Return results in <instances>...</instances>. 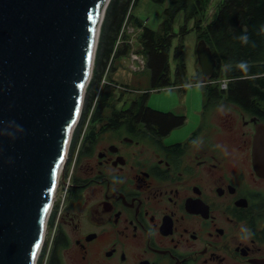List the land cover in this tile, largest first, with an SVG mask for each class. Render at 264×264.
Wrapping results in <instances>:
<instances>
[{
	"label": "flooded vegetation",
	"instance_id": "af4514ba",
	"mask_svg": "<svg viewBox=\"0 0 264 264\" xmlns=\"http://www.w3.org/2000/svg\"><path fill=\"white\" fill-rule=\"evenodd\" d=\"M115 95L80 148L47 264H264V176L253 164L264 121L232 104L217 115L222 92L212 117L204 105L174 138L179 126L152 114L149 96Z\"/></svg>",
	"mask_w": 264,
	"mask_h": 264
},
{
	"label": "water",
	"instance_id": "95a60500",
	"mask_svg": "<svg viewBox=\"0 0 264 264\" xmlns=\"http://www.w3.org/2000/svg\"><path fill=\"white\" fill-rule=\"evenodd\" d=\"M109 2L0 0V264H37ZM196 50L212 77L211 47ZM253 164L264 176L262 122Z\"/></svg>",
	"mask_w": 264,
	"mask_h": 264
},
{
	"label": "trees",
	"instance_id": "16d2710c",
	"mask_svg": "<svg viewBox=\"0 0 264 264\" xmlns=\"http://www.w3.org/2000/svg\"><path fill=\"white\" fill-rule=\"evenodd\" d=\"M155 3H166L164 20L160 24V30L143 25L139 19L131 13V20L135 19L137 28L141 31L136 38L126 34L123 48L119 47L112 59L114 47L118 35L123 27L125 17L130 7L132 9L138 0H110L101 25V31L96 51L91 80L86 89L83 111L80 122L74 130L69 150L68 169L76 165L80 158V149L76 154V146L82 128L94 108L89 125L90 129L98 111L107 106L115 105V90L112 85H103L101 82L106 69L111 63L110 72L113 69L115 58L121 54H130L132 51H143L148 56V65L152 70L151 86L153 89H162L171 86L169 53L174 37V23L179 12L184 11L186 21L194 20L198 32V39L204 38L211 47L217 65L211 80L226 79L227 87L217 84L209 86L212 96L205 106L216 105L226 93V101L237 106L241 110L257 115L264 121V33L260 32L264 26V0H223L216 11H213L209 19L207 13L212 0H152ZM133 2V4H132ZM139 29V30H140ZM188 32L187 25L182 29V38ZM247 35L248 43H244L240 37ZM137 44V47H135ZM183 54V41L176 48V56ZM109 72V73H110ZM109 73L107 77L109 76ZM185 65L182 62L176 71V80L184 75ZM199 74H202L200 71ZM112 81V80H111ZM99 95L97 96L98 91ZM149 92L141 95V104H145ZM96 101V102H95ZM95 103V104H94ZM114 103V104H113ZM154 115L171 116L174 125H181L185 121L184 116H172L171 112H161L148 108ZM86 134L83 138L86 137ZM82 142V144H83ZM72 164V165H71ZM74 173L71 175V179ZM57 210H53L49 218V226L54 224ZM44 252H42V255ZM42 255L38 261L40 264Z\"/></svg>",
	"mask_w": 264,
	"mask_h": 264
},
{
	"label": "rangeland",
	"instance_id": "374dc122",
	"mask_svg": "<svg viewBox=\"0 0 264 264\" xmlns=\"http://www.w3.org/2000/svg\"><path fill=\"white\" fill-rule=\"evenodd\" d=\"M222 1L223 0L211 1L207 13V17L209 19L212 17L213 11L218 9ZM165 7L166 3H155L152 0H138L131 13L133 12V16L135 18L137 17L142 21L144 20L143 25H148L150 28L159 31L160 24L164 20ZM134 21L135 22L133 23L130 14L129 23L131 25V29L133 30L129 31L128 35H130L129 37L132 38H136L138 33L141 31L140 28H137L138 23L136 22V19ZM185 25H187L188 32L182 38V29ZM174 33L175 35L172 38V45L169 53L170 78L171 82L173 83L171 86L164 87L160 90L152 88V70L148 65V56L143 51H138V54L143 56L145 60L146 64L144 68H140L141 63L139 61H136L133 64L129 54H121L115 58L114 66L109 73L108 79L118 84L116 87H114L117 97H134L143 95L145 92H149L150 95L147 102L149 107L162 112H171L174 114L185 115L187 118L186 122H183V124L179 125V129L175 130L172 134V137H182L191 131L199 122L201 116L204 115L203 108L207 100V94L210 90L208 86L209 84L202 83L199 80L201 79V74H199L201 68L196 50L199 41L198 32L195 28L194 20H190L188 22L186 21L184 11L179 12L176 17L174 23ZM181 41H183V54L181 57H178L176 56V48L180 45ZM120 47L123 48V44ZM135 47H137V44H135ZM182 62L185 65L186 73L181 75L179 80H176V71L178 65H180ZM196 80H199V82H196ZM218 81L221 84L223 81H226L227 83L226 79H218L215 81L212 80L213 87L218 83ZM223 103L226 104V102ZM223 103L220 105V107L216 108V114H222L227 111L229 105L232 107V105L229 103L226 105ZM214 107L215 105H212L207 109L208 113L212 114L211 117L214 114ZM214 118L216 119V117ZM78 161L76 165L73 166V168L70 167L68 169L70 160L67 158L65 167L63 168L60 176L61 184L65 183L63 181L64 176L66 177L67 181L70 179L69 176L75 172ZM60 193L61 189H58L57 197H59Z\"/></svg>",
	"mask_w": 264,
	"mask_h": 264
},
{
	"label": "built area",
	"instance_id": "2783aa9c",
	"mask_svg": "<svg viewBox=\"0 0 264 264\" xmlns=\"http://www.w3.org/2000/svg\"><path fill=\"white\" fill-rule=\"evenodd\" d=\"M134 1L135 0H133V2ZM133 2H132V4H133ZM131 11H132V6L130 7V9L128 11V14L125 17V21H124L123 27H122L119 35H118V38H117V41H116V44H115V47H114V52H113V55H112V59L114 57V54H115L116 50L125 42V40H126L125 39V35L128 34L129 31L133 30V29H131V25L129 23ZM129 56H131L133 64L136 61H139L141 63L140 68H144L145 67V64H146L145 60H144L143 56L138 54V52L132 51ZM111 63H112V60L110 61V64H109V66L106 69V73H105L104 78L102 79V84H101L100 90H101L103 85L109 84V85H112L114 87H116L118 85L117 83H115L113 81H110L108 79V77H107L108 73L110 72ZM222 86L224 88L227 87L226 81H223ZM100 90L98 92V95L100 93ZM93 110H94V108L89 112V116L87 117V120H86V122H85V124H84V126L82 128L81 133H80V137L78 139L77 146H76V151H75L76 154L78 153L79 149L82 146L83 138H84V136L86 134V131H87V128H88L89 121H90V118L92 116ZM81 115H82V113H81ZM80 118H81V116H80ZM79 122H80V119H79L77 125L79 124ZM77 125H76V127H77ZM73 133H74V131H73ZM72 137H73V135H72ZM71 141H72V138H71ZM70 146H71V142L69 144V150H70ZM69 154L70 153L68 151L67 158H69ZM73 166H74V164H73ZM73 166H72V168H73ZM69 178L70 179L67 181L66 177L65 176L63 177V179H64L63 181L65 182L64 184H61L60 181H59L58 189L59 190L61 189V193H60L59 197H57L58 194L56 193V196H55V199H54L55 201L53 202V205H52V208H51V211H50V214H49V218H50L53 210L54 209L57 210L56 220H55L54 224H52L50 226V228L48 226H46L45 237H44V241H43L40 253L38 255L37 264H38V261L40 259V256L42 255V252H44V254L42 255V260H41L40 264H47L48 263L50 252H51V248H52V245H53V242H54V238H55V234L57 232V223H58L59 217H60V215H61V213L63 211L64 204H65V199H66V195H67V191H68V188H69V185H70V182H71V174H70ZM47 224H48V222H47ZM50 229H51V233H50ZM49 233H50V235H49Z\"/></svg>",
	"mask_w": 264,
	"mask_h": 264
},
{
	"label": "clouds",
	"instance_id": "9594fccd",
	"mask_svg": "<svg viewBox=\"0 0 264 264\" xmlns=\"http://www.w3.org/2000/svg\"><path fill=\"white\" fill-rule=\"evenodd\" d=\"M260 32H261V33H264V26L261 27ZM240 39H241L244 43H248V36H247V35L241 36ZM48 221H49V220H48Z\"/></svg>",
	"mask_w": 264,
	"mask_h": 264
},
{
	"label": "crops",
	"instance_id": "0c3cea01",
	"mask_svg": "<svg viewBox=\"0 0 264 264\" xmlns=\"http://www.w3.org/2000/svg\"><path fill=\"white\" fill-rule=\"evenodd\" d=\"M139 19V18H138ZM139 21L141 22V23H143L144 24V20L142 21L141 19H139ZM130 55V54H129Z\"/></svg>",
	"mask_w": 264,
	"mask_h": 264
},
{
	"label": "bare ground",
	"instance_id": "6f19581e",
	"mask_svg": "<svg viewBox=\"0 0 264 264\" xmlns=\"http://www.w3.org/2000/svg\"><path fill=\"white\" fill-rule=\"evenodd\" d=\"M57 190H58V188H57ZM56 193H57V191H56ZM55 196H56V194H55Z\"/></svg>",
	"mask_w": 264,
	"mask_h": 264
}]
</instances>
